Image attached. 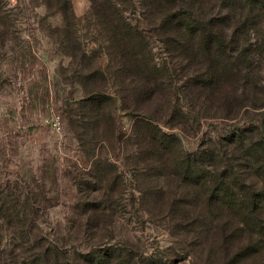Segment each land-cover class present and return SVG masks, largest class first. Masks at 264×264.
I'll use <instances>...</instances> for the list:
<instances>
[{"label": "trees", "instance_id": "obj_1", "mask_svg": "<svg viewBox=\"0 0 264 264\" xmlns=\"http://www.w3.org/2000/svg\"><path fill=\"white\" fill-rule=\"evenodd\" d=\"M89 1L83 20L71 0L42 4L63 19L65 55L81 87L73 102L88 121L82 128L94 139L113 138L117 102L131 117L129 163L139 205L148 214L169 212L167 227L191 241L193 264H264V111L259 121L195 151L183 144L206 120L264 110V0ZM4 4L0 27L7 24ZM85 20L89 38L80 29ZM103 163L95 162L97 171ZM106 192L96 211L111 202L115 191ZM7 200L0 193V222L14 229L22 212ZM110 217L85 212L89 246L74 253L39 243L32 251L24 226L20 235L0 226V264H166L157 256L136 259L126 242L107 244L115 239Z\"/></svg>", "mask_w": 264, "mask_h": 264}, {"label": "rangeland", "instance_id": "obj_2", "mask_svg": "<svg viewBox=\"0 0 264 264\" xmlns=\"http://www.w3.org/2000/svg\"><path fill=\"white\" fill-rule=\"evenodd\" d=\"M71 3L77 18L85 19L90 1ZM42 4L43 0H5L3 9L8 17L0 27V193L15 202L22 216L14 229L0 222L2 230L20 235L24 226L30 240L25 248L39 243L55 245L62 252L74 253L77 248L84 252L89 246L84 213L110 212L107 224L115 231V239L107 244L134 245L136 259L157 256L166 264H193L191 241L175 237L167 227L169 212L148 214L139 205L141 193L129 163L131 117L117 102L113 138L100 133L94 139L82 128L88 121L81 106L73 102L81 87L74 77L77 69L70 67L71 59L65 55L63 19ZM89 25L85 20L80 26L87 38L92 31ZM263 111L247 108L233 120H206L201 129L195 125L191 134L184 135V148L195 151L205 140L257 122ZM54 117L60 118L61 133L47 123ZM99 159L104 161L100 172L94 165ZM108 188L115 191L111 202L96 211ZM9 244L5 238L2 248L7 255Z\"/></svg>", "mask_w": 264, "mask_h": 264}, {"label": "built area", "instance_id": "obj_3", "mask_svg": "<svg viewBox=\"0 0 264 264\" xmlns=\"http://www.w3.org/2000/svg\"><path fill=\"white\" fill-rule=\"evenodd\" d=\"M47 123L51 125V127L57 132L61 133L62 131V123L60 121V118L54 117L52 120H47Z\"/></svg>", "mask_w": 264, "mask_h": 264}]
</instances>
